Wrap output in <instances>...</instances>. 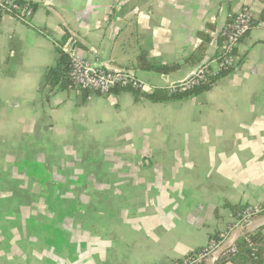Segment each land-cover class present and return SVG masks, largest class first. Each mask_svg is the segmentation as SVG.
Masks as SVG:
<instances>
[{
	"label": "crops",
	"instance_id": "0c3cea01",
	"mask_svg": "<svg viewBox=\"0 0 264 264\" xmlns=\"http://www.w3.org/2000/svg\"><path fill=\"white\" fill-rule=\"evenodd\" d=\"M29 25L0 17V264H172L234 224L229 206L264 203V29L238 43L236 66L195 97L153 104L132 93L38 89L68 38L97 67L166 88L216 69L230 16L260 0H26ZM135 68L142 54L182 64ZM152 91V92H153ZM148 92V94L152 93ZM262 229L264 215L244 229ZM243 230L234 229L235 243Z\"/></svg>",
	"mask_w": 264,
	"mask_h": 264
},
{
	"label": "built area",
	"instance_id": "2783aa9c",
	"mask_svg": "<svg viewBox=\"0 0 264 264\" xmlns=\"http://www.w3.org/2000/svg\"><path fill=\"white\" fill-rule=\"evenodd\" d=\"M34 14L32 5L20 0H0V17L10 16L16 21L29 25ZM229 22L221 30L220 47L216 58V69H212L210 63H204L194 70L192 75L183 82L166 87L168 95H176L191 91L205 82L218 78L222 73L231 71L236 66L235 49L239 41L254 27L264 29V22L257 21L254 13L249 8H243L238 13L230 16ZM70 55L69 78L73 86L80 90L92 91L102 96L110 95L117 87L129 88L139 93L152 92L153 89L145 82L138 79L134 70L115 69L109 71L97 67L77 54ZM264 212V203L260 205H248L240 208L235 216V222L229 226L225 233L211 237L207 244L198 250L192 251L173 262L172 264H214L218 260L228 259L237 254L238 250L234 241L227 242L230 233L234 229L243 230L242 239L246 234L244 229L255 217ZM246 239V238H245ZM251 257H254V247L246 239Z\"/></svg>",
	"mask_w": 264,
	"mask_h": 264
},
{
	"label": "trees",
	"instance_id": "16d2710c",
	"mask_svg": "<svg viewBox=\"0 0 264 264\" xmlns=\"http://www.w3.org/2000/svg\"><path fill=\"white\" fill-rule=\"evenodd\" d=\"M23 1V0H20ZM263 4V11L260 14V17L257 21L264 22V0H260ZM33 7V5H32ZM34 10V7H33ZM198 37L200 39V44L194 53L184 61L182 64H170V65H158L155 63H151L147 61L144 54L138 56L135 61V68L140 71H148L158 75H167L172 72H176L180 70L184 65H193L196 62L202 60L205 56L206 46L211 42L212 38L208 35V33H199ZM68 36L66 35L62 41L55 44V62L51 67H48L43 74L41 86L38 89V93L43 100L48 101L49 98L55 93L62 92H70V91H79L82 96L81 105L85 103L86 98L89 94L95 93L100 95L99 93L92 91H85L77 89L73 86L70 81L69 73H70V55L63 49L64 44L67 40ZM224 72L219 77L224 74L229 73ZM218 77V78H219ZM212 79L204 84L192 89L191 91L184 92L176 95H168L166 88H155L154 91L150 94L148 93H139L138 91L129 89V88H115L111 93H119V92H129L132 93L136 99L140 97L153 103L160 104L171 101H180L184 99H188L191 97H195L200 93L207 92L212 88V85L218 79ZM110 93V94H111ZM233 214L236 216L238 210L242 207L240 206H229ZM264 215V212L262 213ZM249 240L254 247V257H251V251L248 248V244L246 239ZM237 254L235 256H231L228 259L218 260L214 264H264V233L263 230L260 229L254 233H246L244 237L236 242Z\"/></svg>",
	"mask_w": 264,
	"mask_h": 264
},
{
	"label": "water",
	"instance_id": "95a60500",
	"mask_svg": "<svg viewBox=\"0 0 264 264\" xmlns=\"http://www.w3.org/2000/svg\"><path fill=\"white\" fill-rule=\"evenodd\" d=\"M218 35H220V33L218 34ZM67 51L69 52V53H73V50H74V44H73V41H71L68 45H67ZM203 64H200L196 69H198L199 67H201ZM105 69H107V70H109V71H113V72H116V70L115 69H113V68H110V67H105ZM195 69V70H196ZM192 75V74H191Z\"/></svg>",
	"mask_w": 264,
	"mask_h": 264
},
{
	"label": "rangeland",
	"instance_id": "374dc122",
	"mask_svg": "<svg viewBox=\"0 0 264 264\" xmlns=\"http://www.w3.org/2000/svg\"><path fill=\"white\" fill-rule=\"evenodd\" d=\"M40 86H41V84H40ZM226 264H230V263H226Z\"/></svg>",
	"mask_w": 264,
	"mask_h": 264
}]
</instances>
